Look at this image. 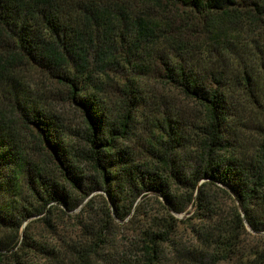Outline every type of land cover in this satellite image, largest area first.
<instances>
[{
  "label": "trees",
  "instance_id": "obj_1",
  "mask_svg": "<svg viewBox=\"0 0 264 264\" xmlns=\"http://www.w3.org/2000/svg\"><path fill=\"white\" fill-rule=\"evenodd\" d=\"M0 264H264V0H0Z\"/></svg>",
  "mask_w": 264,
  "mask_h": 264
},
{
  "label": "rangeland",
  "instance_id": "obj_2",
  "mask_svg": "<svg viewBox=\"0 0 264 264\" xmlns=\"http://www.w3.org/2000/svg\"><path fill=\"white\" fill-rule=\"evenodd\" d=\"M190 213L192 212V209L189 207L188 209H187ZM189 213V214H190ZM179 217H181V216H179Z\"/></svg>",
  "mask_w": 264,
  "mask_h": 264
},
{
  "label": "water",
  "instance_id": "obj_3",
  "mask_svg": "<svg viewBox=\"0 0 264 264\" xmlns=\"http://www.w3.org/2000/svg\"><path fill=\"white\" fill-rule=\"evenodd\" d=\"M240 212H241V210H240ZM242 213V212H241Z\"/></svg>",
  "mask_w": 264,
  "mask_h": 264
}]
</instances>
